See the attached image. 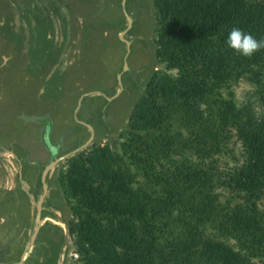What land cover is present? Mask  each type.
<instances>
[{
  "label": "trees",
  "instance_id": "16d2710c",
  "mask_svg": "<svg viewBox=\"0 0 264 264\" xmlns=\"http://www.w3.org/2000/svg\"><path fill=\"white\" fill-rule=\"evenodd\" d=\"M152 6L154 56L175 74L147 82L120 154L93 145L57 176L77 264H264V49L226 44L234 27L264 38V0Z\"/></svg>",
  "mask_w": 264,
  "mask_h": 264
},
{
  "label": "rangeland",
  "instance_id": "374dc122",
  "mask_svg": "<svg viewBox=\"0 0 264 264\" xmlns=\"http://www.w3.org/2000/svg\"><path fill=\"white\" fill-rule=\"evenodd\" d=\"M103 1L106 10L101 12V8L96 11L98 0H0V140H6L12 128L19 136L14 139L15 144L29 148L25 159L39 164V169L46 157L37 137V129L35 125L12 127L11 124H17L16 112L48 110L55 114L58 127L54 129L52 140L64 128L72 133L76 121H86L92 126L95 135L85 149L93 145H107L114 153L120 154L118 146L124 141L129 115L144 94V90L139 89L142 81L147 80L153 71L157 74H175V71H167L163 64L153 58L156 25L152 0H126L125 9L132 20L129 36L136 37L131 38L126 58L128 68L121 76L119 94H114L117 96L114 100L107 101L102 96H94L103 89L106 95L113 93L114 75L123 52L115 40L116 26L124 25L119 14L120 0ZM117 16L119 23L111 26L108 21ZM84 43L87 47H84ZM26 52L29 53V76L21 70L25 66L22 61H26ZM42 52L55 58V61L47 64L45 59L48 57L43 56L46 57L44 59L40 55ZM16 56L23 58L20 65V58L15 59ZM34 63L38 65L35 67ZM41 87L44 91L40 94ZM231 89L239 101L250 87L242 81ZM85 93L92 94L79 101L80 95ZM75 116L78 120H75ZM34 117H28L27 120L31 121ZM71 133L67 134V141L72 140ZM9 143L10 140H6V147ZM231 143L230 154L239 157L238 145ZM230 156L219 159L217 165L220 170L226 169L225 165L231 167L233 162ZM65 160L49 171L50 188L44 206L47 213H57L53 221L60 223L61 229L65 231V264H77L73 239L67 230V223L73 218L70 203L61 199L64 196L57 182ZM11 164L14 165L9 154L1 157L0 183H14L15 167ZM24 171L23 178L29 182L34 168L27 165ZM260 208H264V204ZM60 239L59 235L54 239L57 247Z\"/></svg>",
  "mask_w": 264,
  "mask_h": 264
},
{
  "label": "flooded vegetation",
  "instance_id": "af4514ba",
  "mask_svg": "<svg viewBox=\"0 0 264 264\" xmlns=\"http://www.w3.org/2000/svg\"><path fill=\"white\" fill-rule=\"evenodd\" d=\"M98 1L99 4L96 11H98L99 8H101V12L102 10L103 11L106 10L103 3L104 1L103 0H98ZM119 4H120L119 7L120 19L124 22V25L119 27L120 24H118V26H116L118 30L116 31L115 34V40H116V44L120 45L123 48V52L120 57V66L114 76H116L117 74L120 75L119 81L121 85V76L124 74V72H126V70L122 71V66L123 63H125L127 67L126 58L128 53L125 56L126 46L122 41L118 39L117 36L118 32L122 31L126 26L125 16L123 14L121 7V0ZM123 7L126 12L125 3ZM110 14L114 17L113 13ZM126 14L129 16L127 12ZM117 18L110 19L108 23H110L111 26L114 25L117 21H119V18L118 19ZM130 30L131 27L122 36L123 39L129 42L128 51L131 44V38L133 39L136 38L133 36H129ZM84 47H87L86 43H84ZM44 53L45 52L38 54L42 55V57L43 56L48 57L49 60L45 59L46 57H43L45 60L48 61L47 64H50V62L55 61L54 60L55 58L53 59V57H50L49 55L47 56V53L45 54ZM28 54H29L28 52L24 53L25 55L24 59L26 60L25 61L26 63L25 62L23 63L22 61V65L25 64V66H23L21 70L22 72H24L26 75L29 76L30 69H29ZM152 54H153V58L155 59L154 53ZM19 58L20 57L16 56L15 59H19ZM22 59H23L22 57L19 59L18 65H20V60ZM35 65L37 66L38 64L34 63V66ZM155 73L156 71H153L147 80L142 81V83L139 86V89L141 88V90H144L147 85V82ZM53 74L54 73H52L51 75ZM49 76L47 77L48 79ZM48 79L45 80L46 83L48 82ZM120 85H118L116 78L115 89L112 94H109L107 92L108 95H106L105 94L106 90L104 93L103 91L104 89H103L102 92H99L94 96H102L105 99L110 98L118 91V87ZM43 91L44 90L41 87L40 94ZM117 96H115L112 100H114ZM15 114H17L15 116V120L17 121V124L16 125L11 124L12 127L14 126L18 127L20 124L23 125L24 127H32V125H35V128L37 129L36 130L37 137L40 140L39 135L41 129H43L44 126H46L45 125L46 123L51 128L49 138L50 141L52 140L51 139L52 135L55 132L54 129H56L55 127H58L56 126L57 123L55 122V120H58L56 119L55 114H51L48 110H42L37 112L33 111L31 113L20 112L19 110V112H16ZM73 115H74V111H73ZM31 116H35V117L31 118V121L27 120V118ZM74 118L75 120H78L76 116ZM85 123L88 124L86 121H82V120H79L78 122L76 121L75 123L76 125H74L75 129L70 134L72 136V140L67 141L68 136L64 138L62 146L63 148H65V150L59 152L58 155H62L64 153L72 151L73 149L80 146L88 139L89 131L86 129L84 125ZM61 132L64 133L65 128L56 134L54 140L51 141L52 143L57 142ZM94 135L95 134L93 130V138L90 144L94 139ZM18 137L19 136H17V134H15L11 128V132L8 134V138H6V140H10L9 145L6 147L5 139L0 140V161H1V157H3L6 154H9L11 156V160L14 163V165L11 164V166L15 167L14 183H0V264H65V252H66L65 231L64 229H61L62 225L60 223L53 221L54 217L57 216V213L55 212L51 214L50 212L47 213L48 211L44 206V202L46 201V196L50 188V179L48 177L49 172L47 173L46 176V182H47L46 193L41 202L39 225L36 227L35 224L36 199L42 191V186H41L42 184L40 183V173L43 166L49 160V152L43 146L44 149L43 155H45L46 158L43 161V165L39 169V164L28 162L25 159L26 155L29 154V148L23 147L22 145L19 146V144L17 143L15 144L14 139ZM37 154L40 153L37 152ZM27 165H30L32 168H34V171L32 172V178L29 182L25 181L23 178L25 172L24 166L27 167ZM63 198L61 199L65 201V198L64 199ZM47 228H51V229L48 230ZM58 235L60 236L61 239H60V244L57 247L54 239H56V236ZM74 254L76 255V252ZM75 258H77V255Z\"/></svg>",
  "mask_w": 264,
  "mask_h": 264
},
{
  "label": "water",
  "instance_id": "95a60500",
  "mask_svg": "<svg viewBox=\"0 0 264 264\" xmlns=\"http://www.w3.org/2000/svg\"><path fill=\"white\" fill-rule=\"evenodd\" d=\"M124 3H125V0H121V7H122L123 14L125 16L126 26H125V28L122 31L118 32L117 36H118V39L120 41H122L125 44V46H126V54H125V56H126L127 53H128L129 42L126 41L125 39H123L122 36L131 27L132 20H131L130 16H128L126 14V12L124 10V7H123ZM125 70H127V67H126V64L123 63L122 71H125ZM119 76H120L119 74L116 75L118 85H120ZM118 92L119 91L116 92V95L118 94ZM90 94H92V93H86V94L81 95L80 98H79V101H80V99L82 97H85V96L90 95ZM116 95H114V96H112L110 98H106V100L107 101H111ZM35 121H37V120H35ZM45 125L46 126H44V128L41 129L39 138H40V142L42 143V145L49 152V160L43 166V168L41 170V173H40V183L42 184L41 185L42 186V191H41V193L38 195V197L36 199V209H35V224H36V227L39 225V214H40V210H41V202H42V200H43V198L45 196L46 189H47V184H46L47 183L46 182L47 173L52 168H54L58 163L63 161L64 159H67V158L73 156L74 154L80 152L81 150H83L91 142V140L93 138L92 127L85 123L84 125L87 127V129L89 131L88 139L83 144H81L80 146L76 147L72 151H69V152L64 153L62 155H58L59 152L65 150V148H63V146H62V143H63L64 138L67 136V134L71 133V130L68 129L64 133L60 134L59 137H58L57 142L52 143L50 141V138H49V136H50L49 133L51 132V128L46 123H45ZM35 231H36V228H35ZM33 236H32V238H33Z\"/></svg>",
  "mask_w": 264,
  "mask_h": 264
},
{
  "label": "clouds",
  "instance_id": "9594fccd",
  "mask_svg": "<svg viewBox=\"0 0 264 264\" xmlns=\"http://www.w3.org/2000/svg\"><path fill=\"white\" fill-rule=\"evenodd\" d=\"M226 44L235 53L251 58L256 52L264 49V38L257 40L251 33L234 27L227 36Z\"/></svg>",
  "mask_w": 264,
  "mask_h": 264
}]
</instances>
